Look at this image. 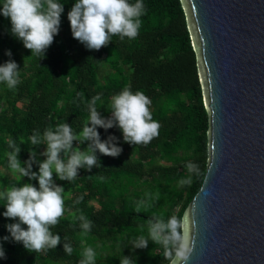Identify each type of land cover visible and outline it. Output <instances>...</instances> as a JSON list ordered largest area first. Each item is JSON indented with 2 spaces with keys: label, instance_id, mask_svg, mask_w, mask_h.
<instances>
[{
  "label": "trees",
  "instance_id": "trees-1",
  "mask_svg": "<svg viewBox=\"0 0 264 264\" xmlns=\"http://www.w3.org/2000/svg\"><path fill=\"white\" fill-rule=\"evenodd\" d=\"M58 2L64 5L60 30L43 58L32 56L11 34L10 18L0 14V65L14 60L20 72L15 89L0 83V191L26 183L39 187L36 180L4 171H10L8 143L14 141L21 147L22 166L26 167L30 151L42 162L46 158L40 153L46 146L31 148L33 133L42 134L49 126L67 122L78 134L89 116L87 102L95 95L101 97L96 105L101 117L109 118L111 97L125 88L142 91L151 100L159 136L146 146H135L124 142L118 127L98 128L101 140L117 137L121 154L109 157L97 152L99 166L91 171L79 169L72 182L54 174V182L65 190L64 215L51 228L61 236L56 249L30 253L15 242L7 225L17 221L3 216L6 209L0 200V243L5 252L0 264H79L87 247L95 250L96 264H120L123 256L134 264H168L153 242L143 249H134L130 242L146 235L151 218L183 216L207 172L209 116L182 2L143 0L146 13L140 18L137 37L121 40L114 36L98 51L88 50L72 36L68 13L76 0ZM9 50L11 57L6 54ZM73 146L83 150L88 142L74 141ZM188 162L197 164L201 174H193L191 186L180 187L179 180L189 175ZM32 170L38 172V164ZM81 214L92 222L87 234L79 227ZM4 236L9 240L4 241ZM64 242L72 245V255L65 253Z\"/></svg>",
  "mask_w": 264,
  "mask_h": 264
},
{
  "label": "clouds",
  "instance_id": "clouds-1",
  "mask_svg": "<svg viewBox=\"0 0 264 264\" xmlns=\"http://www.w3.org/2000/svg\"><path fill=\"white\" fill-rule=\"evenodd\" d=\"M0 14L10 18L11 34L23 42L32 56L44 57L46 50L54 42L61 24V15L64 5L58 0H3L0 4ZM146 13L143 0H76L68 13L71 32L88 50H100L107 46L112 37L119 36L121 40L135 39L141 27V17ZM11 57L9 50L6 53ZM19 65L14 60H8L0 65V83L8 89H15L19 83ZM100 95H95L87 102L89 116L82 131L78 134L72 130L67 122L47 127L41 134L35 131L30 137L32 147L45 145L42 162L36 160V153L30 151L29 159L22 166L19 155L22 151L14 141L8 143L11 151L6 153L8 168L21 178L28 177L38 181L37 188L31 183L22 187L16 185L0 191V200L4 201L3 216L16 220V223L7 225L11 238L22 243L30 253H40L56 249L61 243V236L53 234L51 228L56 227L65 212L63 198L64 188L54 182V174L60 180L72 182L78 177V170L84 168L91 171L98 167L97 152L109 157H118L123 149L115 142L117 137L108 136L101 140L98 128L107 131L118 127L122 132L125 143L131 145H148L159 136L160 124L153 120L150 112V98L142 91L133 93L125 88L119 94L111 97V113L109 118H102L97 101ZM102 107V106H101ZM88 142L86 149L73 146ZM33 164H38L39 171L32 170ZM187 173L179 180V186H191L193 174L199 176L200 168L197 164H185ZM139 212V206L137 207ZM80 229L84 234L91 231L92 222L84 215L78 217ZM188 213L178 217L172 215L167 220L151 218L147 220V233L140 234L130 244L133 248H147L149 241L162 249V257L168 264H188L194 249L195 236L189 227ZM26 225L27 227H22ZM9 240L8 236L2 238ZM67 241V237L64 238ZM64 251L72 255L73 247L64 242ZM5 257L3 245L0 243V258ZM79 264H96V252L87 247L82 252ZM120 264H134V261L123 256Z\"/></svg>",
  "mask_w": 264,
  "mask_h": 264
},
{
  "label": "water",
  "instance_id": "water-1",
  "mask_svg": "<svg viewBox=\"0 0 264 264\" xmlns=\"http://www.w3.org/2000/svg\"><path fill=\"white\" fill-rule=\"evenodd\" d=\"M209 116L188 264H264V0H181Z\"/></svg>",
  "mask_w": 264,
  "mask_h": 264
},
{
  "label": "rangeland",
  "instance_id": "rangeland-1",
  "mask_svg": "<svg viewBox=\"0 0 264 264\" xmlns=\"http://www.w3.org/2000/svg\"><path fill=\"white\" fill-rule=\"evenodd\" d=\"M4 171H5L8 175H10V176H13V175H14V173H12L11 171H9V170H7V169H4Z\"/></svg>",
  "mask_w": 264,
  "mask_h": 264
}]
</instances>
